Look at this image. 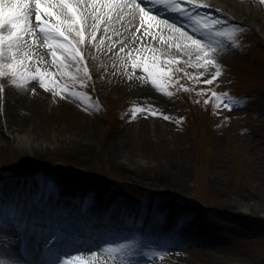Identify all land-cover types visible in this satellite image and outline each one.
Here are the masks:
<instances>
[{
  "label": "rangeland",
  "instance_id": "rangeland-1",
  "mask_svg": "<svg viewBox=\"0 0 264 264\" xmlns=\"http://www.w3.org/2000/svg\"><path fill=\"white\" fill-rule=\"evenodd\" d=\"M238 1L259 18H240L216 7L217 0L211 2L216 12L204 7L194 12V24L229 44L219 52L223 62L215 65L221 75L212 84L205 83L207 62L204 67L144 53L112 59L100 72L89 69L87 79L84 70L69 67L34 74L43 75L51 90L35 89L49 102L43 108L45 129L26 144V136L15 141L11 133L2 134L10 142L0 153V175L28 182L46 197L74 188L73 203L82 207L106 197L132 227L128 235H136L143 223L194 238L181 246L170 241L177 248L172 257L160 244L166 236L156 237L145 254L159 256L162 264H264V0ZM232 28L244 49L227 32ZM133 58L140 67H132ZM143 64L167 72L162 88L151 83ZM132 73L143 76L164 101L134 96L133 80L126 79ZM65 93L76 95L65 99ZM229 103L231 111L224 107ZM145 112L156 115L145 118ZM119 144L129 153L127 168L110 158L109 149ZM188 208L191 221L176 213ZM197 242L209 246L206 255L196 252Z\"/></svg>",
  "mask_w": 264,
  "mask_h": 264
},
{
  "label": "bare ground",
  "instance_id": "bare-ground-1",
  "mask_svg": "<svg viewBox=\"0 0 264 264\" xmlns=\"http://www.w3.org/2000/svg\"><path fill=\"white\" fill-rule=\"evenodd\" d=\"M186 1L187 0H179L181 3L179 8L186 10L185 12H180L175 10L177 7L170 8L169 5L163 4L161 0H139L137 3H141V7L144 8L148 14L156 12L149 23L141 25L140 22L143 20V13H141L139 9L135 11L132 10L131 0H72L73 6L77 8L80 27L84 30V42L82 44L78 42V38L69 37V39L73 41L76 50L80 52L82 57L80 63L77 64L72 59L71 51H58L57 57L53 58L50 55L51 50L46 47V42L39 35L33 38L35 43L30 41L32 46L26 47L23 52L18 54L17 58L25 60L23 69L29 72L32 71V75L39 71L51 69H53L52 71H58V67H69L71 69L74 68L84 71L94 69L100 72L107 63L112 61V59L119 62L125 57L130 59L131 56H135V58H138L143 55V53L145 55L154 54V56H164V58L174 57L188 64L194 65L196 63L204 67H208L205 65L207 60H212L215 64H221V62H223V56L219 52L228 47L229 44L225 42V40L197 28L190 22L188 17V12L192 11L194 4L210 9H215V4L211 3L212 0H191V4H187ZM125 2L128 4L127 9H124ZM217 2L218 4L216 7L229 11V13L237 15L240 18H251L253 21L259 18L257 12L244 6L238 0H217ZM163 5L165 6L162 7ZM30 7H34V5H30ZM160 7L162 8L160 9ZM117 8L124 9L119 18H117ZM161 15L169 17L170 20L162 18ZM162 21H167L168 25H175L173 23L176 22L178 25H175V28L180 29L181 32H186L188 36L200 39V51H196L194 46H191L189 40L178 39L179 33H177L175 29L169 28L167 25L161 23ZM149 24H151L152 35L142 36L141 33L144 32ZM90 25L91 27H89ZM182 25L185 29L181 28ZM154 29L157 30L156 33ZM142 40H147L148 44L144 45L141 43ZM185 44L189 45L187 49L182 46ZM122 46L123 50H121ZM205 57L209 58L205 60ZM2 83L5 87L3 93H0V153L7 147L6 144L10 142L8 138L2 137L5 133H11L15 141L21 140L23 136H26L23 138L24 144L29 143L30 139L38 138L36 137V131H38L37 129L39 128L45 129V123H43V121L48 115H45L43 108H47L46 103L49 104L41 94L35 92L36 88H15L6 81V78L3 79ZM129 88L134 96H140L146 100L161 99L164 101V99L144 80H133ZM77 133L80 134L79 131ZM11 138L12 137H10V139ZM120 138H122V136H120ZM109 155L121 168L128 167L127 157H129V153L121 144L117 145V147L112 146V148L109 149ZM29 187H31V185L28 186L25 181H17L13 178L6 180L0 183V200L3 201L5 205L12 206L16 203L18 198L32 191ZM36 190V196H41L39 190ZM33 193H35V191ZM60 194L61 196L55 199L59 209L55 212L54 210L51 212L54 217H61L60 219L64 221L67 215L87 213L86 216L93 220L92 223H98L96 228L99 226L112 227L120 232L127 229L126 226L122 224L123 222H121L122 218L119 211L112 208V203L108 198L102 197L93 200L91 202L92 204L85 209L73 203L74 195H76L74 188L65 187ZM38 212H42L44 215L48 213V210L38 209ZM56 222L58 223L59 221H55V223ZM62 222L60 221L59 224ZM54 228L55 226H52L53 230ZM53 230L50 232L45 231V235H43V240H41V242L49 238V233L52 234ZM102 230L103 228L98 232L101 236L104 234ZM107 230L109 229L106 228V231ZM179 233L178 231V235L180 239H183V242L179 239L178 246L185 244L184 241L192 242L194 240L192 237L189 238L188 234L184 235ZM178 235L177 230L172 234L175 239ZM95 243V247L99 246L98 241ZM196 245L197 246L194 247L196 252L203 253L204 255H206V252L210 249L205 243L197 242ZM4 248V250L0 251V259L10 261L12 264H23V262H20L15 257V253L12 252L15 251L13 245H8ZM81 255L85 260L93 259L98 263L105 262L109 259V254L106 253L105 249L101 246L98 247V250L82 253Z\"/></svg>",
  "mask_w": 264,
  "mask_h": 264
},
{
  "label": "snow or ice",
  "instance_id": "snow-or-ice-1",
  "mask_svg": "<svg viewBox=\"0 0 264 264\" xmlns=\"http://www.w3.org/2000/svg\"><path fill=\"white\" fill-rule=\"evenodd\" d=\"M191 2V0H188ZM34 5V7H30ZM132 10L139 9L143 13L142 19L151 21L153 17L149 16L148 12L141 7V3H137V0H131ZM128 4L125 2L124 9H127ZM124 9L117 8V18L122 14ZM176 11L185 12L186 10L177 7ZM212 12H216V9H211ZM227 19V18H225ZM214 23L216 21H213ZM161 23L167 25L169 28L175 29L179 33L178 39H187L191 42V46H194L196 51H200L201 40L188 36L186 32H181L180 29L175 28V25H168L167 21ZM91 27V25L89 26ZM39 35L46 42V47L51 50L50 55L57 57L58 51L69 52L71 51L72 59L79 64L82 60L80 52L76 50L75 45L69 39L70 36L78 38L79 43L84 42V30L80 27V20L77 15V8L73 6L72 0H0V77L9 78L11 86L16 88L25 87L24 84L18 83L19 80H31V87L35 89L40 87L46 89L47 81H45L43 75L36 76L31 73L23 72L21 69L25 65V60L18 59V54L23 52L26 47H31L30 41L35 43L33 38ZM142 36H151V24L141 33ZM144 45L148 44L147 40H142ZM185 49L189 45H182ZM123 50V46L121 48ZM132 67L134 69L140 67L135 63V58ZM155 64V61H153ZM207 65L211 66V70L208 71L209 79L205 81L207 84H212L213 79L219 77L221 73L212 60L207 61ZM142 70L148 73L151 77V83L157 87H163L161 79L167 76V72L163 69L156 68L150 70L147 64L142 65ZM85 79H87V70H85ZM126 79L142 81L143 76L132 75L126 77ZM55 83V81H53ZM5 85L0 83V93H3ZM75 93H65V99H71L75 96ZM216 96V93H212ZM220 95H226L221 93ZM219 107V106H218ZM229 111L232 110L233 105L231 103L225 104ZM145 118L148 115L155 116L156 113H142ZM135 118V114H133ZM164 120H168L167 115L161 117ZM34 207H38L35 204ZM14 216L16 217L15 224L20 229L23 235L25 251H27L28 245L32 239L35 238L37 244L43 240L45 230L52 231V226L43 223H36L32 216H25L22 211L14 210ZM58 234H65L60 224L55 226ZM2 231V229H0ZM45 245L48 242L44 241ZM0 264H12V262L0 259ZM71 264V261L68 262ZM83 264V262H81Z\"/></svg>",
  "mask_w": 264,
  "mask_h": 264
}]
</instances>
